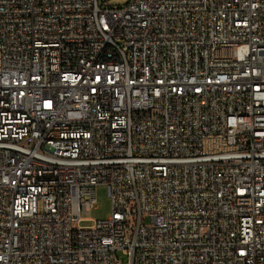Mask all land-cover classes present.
I'll use <instances>...</instances> for the list:
<instances>
[{"label":"built area","instance_id":"1","mask_svg":"<svg viewBox=\"0 0 264 264\" xmlns=\"http://www.w3.org/2000/svg\"><path fill=\"white\" fill-rule=\"evenodd\" d=\"M0 264H264V0H0Z\"/></svg>","mask_w":264,"mask_h":264},{"label":"rangeland","instance_id":"2","mask_svg":"<svg viewBox=\"0 0 264 264\" xmlns=\"http://www.w3.org/2000/svg\"><path fill=\"white\" fill-rule=\"evenodd\" d=\"M128 2L129 0H109V4L114 8L123 7ZM96 195H97V201L95 207L87 215H85V218H87L90 221L82 223L81 224L82 226H91L92 225L91 221L106 219L112 213V207H111L110 198L108 196L107 188L103 185L98 186ZM150 222H151L150 218L147 217L145 223L149 224ZM119 256L122 257L121 255Z\"/></svg>","mask_w":264,"mask_h":264}]
</instances>
